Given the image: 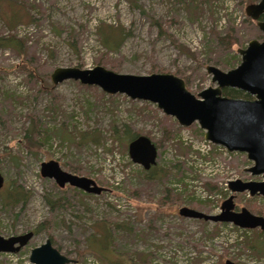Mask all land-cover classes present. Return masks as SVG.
<instances>
[{
	"label": "rangeland",
	"instance_id": "1",
	"mask_svg": "<svg viewBox=\"0 0 264 264\" xmlns=\"http://www.w3.org/2000/svg\"><path fill=\"white\" fill-rule=\"evenodd\" d=\"M257 1L0 0V36L18 40L12 50L0 46V234L37 228L18 251L0 253V264H33L30 250L46 238L73 259L68 264H264L257 228L178 214L181 206L216 214L230 180H262L248 171L253 162L244 152L205 140L197 122L181 126L155 103L50 79L57 67L101 65L118 73H171L197 94L216 86L206 66L232 69L240 63L238 48L264 40L245 13ZM98 28L118 40L114 49ZM230 33L232 42L220 40ZM32 119L41 127L39 149L24 138ZM138 135L157 146L149 174L128 155ZM51 159L104 191L58 187L39 172ZM6 188L22 189L25 203L5 206ZM234 203L264 217L261 195L238 192Z\"/></svg>",
	"mask_w": 264,
	"mask_h": 264
},
{
	"label": "water",
	"instance_id": "2",
	"mask_svg": "<svg viewBox=\"0 0 264 264\" xmlns=\"http://www.w3.org/2000/svg\"><path fill=\"white\" fill-rule=\"evenodd\" d=\"M246 15L256 21L264 34V0L245 6ZM240 63L227 71L216 66H206L216 86H209L197 94L190 92L185 81L171 73H150L147 75L118 73L101 65L82 69L78 67H57L50 79L54 85L66 79L80 84L99 87L107 94H125L131 99L155 103L166 115L174 117L181 126L197 122L204 130V139L222 145L229 152H244L253 164L248 168L252 175H261L262 180H230L231 192L246 191L250 196L264 197V40L251 39L245 48H238ZM237 88L251 98H237L222 95L221 88ZM128 155L132 162L144 170L156 164L157 146L145 135H138L128 143ZM40 175L53 179L58 187L66 184L87 193L100 194L104 187L92 178L63 170L56 160L43 161ZM4 178L0 173V188ZM234 194L223 199L219 212L208 214L181 206L182 217L213 222H230L240 228L259 227L264 230V217L251 213L245 207L235 210ZM34 236L33 230L21 234L3 236L0 234V253L16 252ZM29 260L33 264H68L73 259L63 255L53 246L50 238L32 248ZM225 264H234L226 260Z\"/></svg>",
	"mask_w": 264,
	"mask_h": 264
},
{
	"label": "trees",
	"instance_id": "3",
	"mask_svg": "<svg viewBox=\"0 0 264 264\" xmlns=\"http://www.w3.org/2000/svg\"><path fill=\"white\" fill-rule=\"evenodd\" d=\"M228 30H229V28L227 29V31ZM98 31H99L98 33H99V37H100L102 43L108 49H114L118 45V40L115 38L112 39V35L106 29L100 30L98 28ZM230 35H231V33L226 34L220 40L224 41L226 43H230L233 41L232 39H230ZM17 41L18 40H15V37L13 35H12V37H9V38L0 36V46L9 47V48H11V50H12V48H14L13 43H18ZM16 47H19V46H16ZM20 50L21 49L19 47L18 51H20ZM222 94L227 95V96L237 97V98H239V97L240 98H250L249 94H247L244 91L237 89V88H229V87L223 88ZM30 123L31 124L25 128L24 138H25L26 142L28 143V147L30 149H33V148L39 149L41 146L40 143H42V141L37 137L36 133H39L41 131V129H40L41 127H40V125L39 126L36 125V123L33 119L31 120ZM86 135H87V133H84L83 135L80 136V138L87 140ZM153 167H155V165H153L149 169L145 170V171H147L146 173L149 174V171L151 169H153ZM4 193H5V195L3 197V204L5 206L9 205V206L14 207L16 204L25 203V201H26V193L22 189H19V188L8 189V188H6ZM36 231H37V228L34 229V232H36ZM257 232L258 233H264V232L259 231V230Z\"/></svg>",
	"mask_w": 264,
	"mask_h": 264
},
{
	"label": "flooded vegetation",
	"instance_id": "4",
	"mask_svg": "<svg viewBox=\"0 0 264 264\" xmlns=\"http://www.w3.org/2000/svg\"><path fill=\"white\" fill-rule=\"evenodd\" d=\"M224 88H228V87H224ZM222 89L223 88H221V92H222ZM223 95V94H222ZM225 96H227V95H225ZM229 97H232V96H229ZM240 98V97H239ZM250 98H251V96H250ZM66 185H68V184H66ZM65 185V186H66ZM64 186V187H65ZM230 190V189H229ZM231 192V191H230ZM245 192V191H244ZM236 193H238V192H236ZM240 193V192H239ZM230 194H234V198H235V193H233V192H231ZM229 196V195H228ZM234 201V200H233ZM235 204V203H234ZM235 209V208H234ZM236 210V209H235ZM259 215V214H258ZM219 223H230V222H219ZM234 225V224H233ZM238 227V226H237ZM255 228H257V230H259V231H262V232H264V230H261L259 227H255ZM246 229H254V228H246ZM231 261V260H230ZM234 263V262H233Z\"/></svg>",
	"mask_w": 264,
	"mask_h": 264
}]
</instances>
